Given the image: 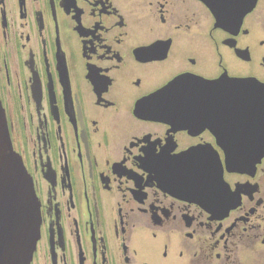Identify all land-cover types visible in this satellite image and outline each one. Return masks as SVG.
<instances>
[{
    "label": "flooded vegetation",
    "instance_id": "obj_1",
    "mask_svg": "<svg viewBox=\"0 0 264 264\" xmlns=\"http://www.w3.org/2000/svg\"><path fill=\"white\" fill-rule=\"evenodd\" d=\"M0 103L31 264H264V0H0Z\"/></svg>",
    "mask_w": 264,
    "mask_h": 264
},
{
    "label": "water",
    "instance_id": "obj_2",
    "mask_svg": "<svg viewBox=\"0 0 264 264\" xmlns=\"http://www.w3.org/2000/svg\"><path fill=\"white\" fill-rule=\"evenodd\" d=\"M32 181L14 152L0 103V264H30L40 238Z\"/></svg>",
    "mask_w": 264,
    "mask_h": 264
}]
</instances>
